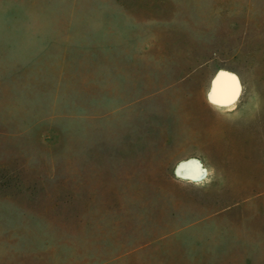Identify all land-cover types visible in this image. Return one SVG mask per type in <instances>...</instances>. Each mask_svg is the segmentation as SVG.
<instances>
[{
    "label": "rangeland",
    "instance_id": "rangeland-1",
    "mask_svg": "<svg viewBox=\"0 0 264 264\" xmlns=\"http://www.w3.org/2000/svg\"><path fill=\"white\" fill-rule=\"evenodd\" d=\"M0 264H264V0H0Z\"/></svg>",
    "mask_w": 264,
    "mask_h": 264
},
{
    "label": "bare ground",
    "instance_id": "bare-ground-1",
    "mask_svg": "<svg viewBox=\"0 0 264 264\" xmlns=\"http://www.w3.org/2000/svg\"><path fill=\"white\" fill-rule=\"evenodd\" d=\"M241 86L235 77L229 74L221 73L213 83V91L210 95L212 103L220 106H230L237 100L240 94ZM183 177L201 181L205 178V170L201 171L199 165L192 163L182 167Z\"/></svg>",
    "mask_w": 264,
    "mask_h": 264
},
{
    "label": "water",
    "instance_id": "water-1",
    "mask_svg": "<svg viewBox=\"0 0 264 264\" xmlns=\"http://www.w3.org/2000/svg\"><path fill=\"white\" fill-rule=\"evenodd\" d=\"M178 174L180 175L179 170H178ZM180 176L183 177L182 175H180ZM183 178L189 179V177H183Z\"/></svg>",
    "mask_w": 264,
    "mask_h": 264
}]
</instances>
